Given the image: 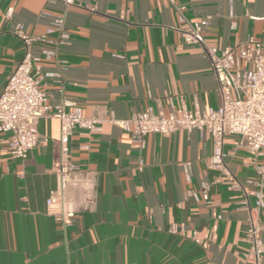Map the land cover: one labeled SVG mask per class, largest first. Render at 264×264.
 Listing matches in <instances>:
<instances>
[{"label": "crops", "instance_id": "crops-1", "mask_svg": "<svg viewBox=\"0 0 264 264\" xmlns=\"http://www.w3.org/2000/svg\"><path fill=\"white\" fill-rule=\"evenodd\" d=\"M180 13L208 18L205 40L219 49L249 35L264 40V0H0V89L23 55L21 24L46 35L33 52L47 102L98 119L96 129L76 126L68 136L66 158L80 179L65 189L73 210L65 225L46 206L63 161L60 120H38L25 158L0 134V264H264V254L259 263L245 255L247 214L230 178L255 177L252 152L227 137L225 174L209 166L207 132L148 133L141 145L111 121L148 107L181 115L221 104L202 49L181 37ZM55 15L68 33L58 45L56 32L46 34Z\"/></svg>", "mask_w": 264, "mask_h": 264}, {"label": "built area", "instance_id": "built-area-1", "mask_svg": "<svg viewBox=\"0 0 264 264\" xmlns=\"http://www.w3.org/2000/svg\"><path fill=\"white\" fill-rule=\"evenodd\" d=\"M64 1L73 4L78 0ZM90 9L93 10V7ZM180 9L178 7V11ZM180 17L185 22L179 28L181 37L185 43L197 44L202 49L216 77L221 104L216 108L196 105L192 110L185 109L181 115L172 110L165 114L148 107L131 113L127 119L111 121L129 130L132 139L141 145L148 133H168L178 129L207 132L213 142L209 166L221 168L225 174L229 172L223 164L222 145L227 137H234L236 146L252 152L255 177L242 183L232 176L230 178L232 186L240 190L237 206L247 214L246 235L250 240V249L245 255H250L259 263L264 254V237L260 235L264 231V40L249 35L241 43L219 49L205 40L208 18L189 21L181 13ZM51 32L57 33L55 45L67 42L63 15L51 18L46 34ZM14 33L23 41L24 50L20 62L0 89V134L7 133V149L13 157L25 158L38 143V120L44 116L60 120L63 161L56 172V185L49 192L46 206L48 213L65 225L66 219L73 215V210L66 206L65 189L70 182L80 179L77 167L66 158L68 136L76 126L96 129L98 119L84 117L79 107L68 111L62 105L52 108L37 75L38 66L33 52V43L46 35L27 34L21 24L15 25ZM203 197L207 199L206 192ZM253 210L261 213V219L253 215ZM195 234L196 231L191 232L192 236Z\"/></svg>", "mask_w": 264, "mask_h": 264}]
</instances>
